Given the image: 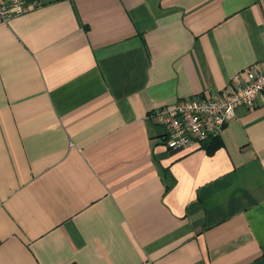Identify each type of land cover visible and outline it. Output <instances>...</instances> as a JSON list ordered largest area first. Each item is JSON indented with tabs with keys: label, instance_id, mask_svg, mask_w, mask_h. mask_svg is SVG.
I'll return each instance as SVG.
<instances>
[{
	"label": "crops",
	"instance_id": "1",
	"mask_svg": "<svg viewBox=\"0 0 264 264\" xmlns=\"http://www.w3.org/2000/svg\"><path fill=\"white\" fill-rule=\"evenodd\" d=\"M36 1L0 24V264H264V91L188 148L154 116L264 69V0Z\"/></svg>",
	"mask_w": 264,
	"mask_h": 264
},
{
	"label": "built area",
	"instance_id": "2",
	"mask_svg": "<svg viewBox=\"0 0 264 264\" xmlns=\"http://www.w3.org/2000/svg\"><path fill=\"white\" fill-rule=\"evenodd\" d=\"M37 5L33 0H0V24ZM245 80L220 91L216 98L188 97L154 111L157 124L163 129V142L168 149L196 146L210 139L236 116L240 105L251 106L264 91V69L246 68Z\"/></svg>",
	"mask_w": 264,
	"mask_h": 264
}]
</instances>
